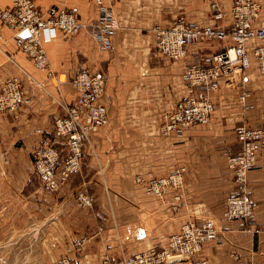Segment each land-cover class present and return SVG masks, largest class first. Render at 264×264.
I'll return each mask as SVG.
<instances>
[{
  "label": "crops",
  "instance_id": "1",
  "mask_svg": "<svg viewBox=\"0 0 264 264\" xmlns=\"http://www.w3.org/2000/svg\"><path fill=\"white\" fill-rule=\"evenodd\" d=\"M35 1L41 10L54 4L77 6L80 19L89 25L98 19L92 0ZM257 1L261 11L256 26L261 27L264 0ZM214 2L227 14L223 20L215 18ZM232 5L233 0H114L118 28L110 47H99L91 28L69 40L58 33L44 45L49 66L43 71L18 51L13 32L2 30L0 88L18 77L28 102L16 114L0 115V239L6 233L23 234L32 241L38 264H102L105 259L115 263L165 249L189 222L210 221L219 231V240L203 252L210 264H264V150L248 176L253 216H225L228 198L237 194L227 154L242 151L237 128L264 126V75L255 67H237L234 80L222 83L217 92L190 90L182 79L185 67L203 63L229 42L199 41L176 62L157 50L152 33L156 27L169 29L177 20L230 30ZM13 6V0H0L2 10ZM258 45L249 42L247 50ZM83 68L107 79L102 103L109 121L84 147L80 170L49 188L35 172V151L46 137L58 139L54 123L76 103L72 82ZM245 93L249 95L241 102ZM191 94L212 98L211 121L180 136H162L164 114ZM58 149L60 177L68 153L63 144ZM178 170L184 177L180 202L175 203L171 193L163 198L147 193L148 178ZM81 192L89 196L91 206L80 203ZM194 261L173 255L167 264Z\"/></svg>",
  "mask_w": 264,
  "mask_h": 264
},
{
  "label": "built area",
  "instance_id": "2",
  "mask_svg": "<svg viewBox=\"0 0 264 264\" xmlns=\"http://www.w3.org/2000/svg\"><path fill=\"white\" fill-rule=\"evenodd\" d=\"M113 2L114 0H92L99 15L96 22L89 25L80 19L77 6L54 4L41 10L35 0H13L12 9H0V42L3 41L2 30H11L18 51L40 71L49 66L44 45L54 40L58 33L69 40L91 28L99 47L109 48L111 38L118 28L112 10ZM212 8L217 20H223L227 16L218 2H214ZM260 11L261 4L257 0H233L230 12L233 27L230 30L220 25H195L177 20L169 29L156 27L152 30L155 46L164 57L178 62L186 58L187 47L199 41L229 42L221 52L204 57L203 63L186 66L182 78L190 90L197 88L207 93L217 92L222 83L234 80L237 67L243 71H250L255 67L264 75V26H256ZM25 33L28 35L24 36ZM252 41H259V45L248 51L247 44ZM72 83L76 90V103L65 109V118L57 119L54 123L58 139L46 137L35 151V172L49 188H56L59 181H67L80 170L84 147L91 144L93 136L107 126L109 121L108 109L102 103L107 91L105 75L83 68ZM248 95L242 94L240 101L245 102ZM27 102L18 77L7 79L1 86L0 115L16 114ZM214 113L215 103L211 97L191 94L172 111L164 114L161 135L180 136L193 128L207 125ZM237 135L242 141V151L236 156L227 154L237 194L228 198L225 216L229 220H247L254 214V205L248 197V176L264 150V126L250 128L243 125L237 128ZM60 144L66 147L68 156L59 177L56 168L61 158L58 149ZM137 182L141 183L143 180L138 178ZM144 183L151 196L163 198L171 193L175 203L182 200L184 177L180 170L163 178L150 177ZM79 201L83 206H91V200L84 192L79 194ZM218 240L219 231L212 222H189L170 238L168 246L163 250L150 249L115 263L105 259L102 264H167L169 257L173 255L193 257V264H210L203 257V252L208 244ZM62 264L71 262L63 260Z\"/></svg>",
  "mask_w": 264,
  "mask_h": 264
},
{
  "label": "rangeland",
  "instance_id": "3",
  "mask_svg": "<svg viewBox=\"0 0 264 264\" xmlns=\"http://www.w3.org/2000/svg\"><path fill=\"white\" fill-rule=\"evenodd\" d=\"M24 237L14 232L1 236L0 264H38V257L32 252V241Z\"/></svg>",
  "mask_w": 264,
  "mask_h": 264
},
{
  "label": "water",
  "instance_id": "4",
  "mask_svg": "<svg viewBox=\"0 0 264 264\" xmlns=\"http://www.w3.org/2000/svg\"><path fill=\"white\" fill-rule=\"evenodd\" d=\"M27 35H28L27 33L24 34V36H27Z\"/></svg>",
  "mask_w": 264,
  "mask_h": 264
}]
</instances>
